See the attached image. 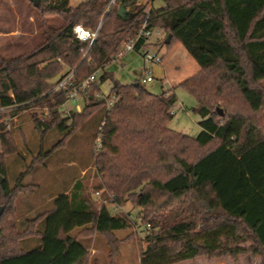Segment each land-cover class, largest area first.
I'll use <instances>...</instances> for the list:
<instances>
[{"label": "trees", "instance_id": "obj_1", "mask_svg": "<svg viewBox=\"0 0 264 264\" xmlns=\"http://www.w3.org/2000/svg\"><path fill=\"white\" fill-rule=\"evenodd\" d=\"M111 1L76 7L70 0L32 2L43 37L15 44L23 47L15 56L0 52V106H9L0 120L29 112L40 135L38 155L27 163L14 130L2 132L0 121V264H88L89 246L73 233L78 228L106 236L116 264L115 233L134 220L123 213L128 202L140 208L146 231L140 264L198 256L237 260L243 253L259 255L264 264V0H161L151 13L150 25L164 30V43L171 34L166 45L180 42L200 68L180 82L196 97L202 118L200 133L192 137L169 127L173 91L154 93L139 79L125 84L105 71L146 16L139 0H117L107 10ZM77 24L100 26L90 48L75 35ZM67 69L78 82L103 73L82 93L83 109L63 116L68 97L53 87ZM107 78V95L119 96L110 110L97 96ZM44 108L48 113L40 117ZM53 130L62 138L45 151ZM84 132L94 143L95 187L122 209L112 214L106 204L95 207L77 180L19 224V194L40 186L25 179Z\"/></svg>", "mask_w": 264, "mask_h": 264}, {"label": "rangeland", "instance_id": "obj_2", "mask_svg": "<svg viewBox=\"0 0 264 264\" xmlns=\"http://www.w3.org/2000/svg\"><path fill=\"white\" fill-rule=\"evenodd\" d=\"M86 1L70 0V5L76 7ZM161 4V0H155L156 8H160ZM117 5L120 8L119 2ZM55 20L56 18L51 19L50 22ZM40 25L38 9L31 0H0V52H7V55L12 57L23 51V47L19 46L33 36L40 40L43 37ZM165 38L166 34L163 32L150 39L151 50L158 52L164 58L162 64L146 62L137 51H129L111 61L105 71L125 84L134 83L140 73L146 75L147 71H150L148 75L153 77V81L145 85L149 90L154 93L171 90L176 95V103L173 106L174 115L169 122V127L191 137L197 136L201 131L199 122L202 119L196 109L198 101L192 93L180 85V82L198 72L200 68L197 61L180 42L167 46L164 43ZM17 43L19 46L15 48ZM102 73L103 70L98 71V77ZM111 86V78L104 80L101 84L102 93L108 94ZM74 104L69 101L64 107L72 108ZM38 112L41 113L40 110ZM39 116L42 117L41 114ZM260 120L264 126V112L260 114ZM13 133L16 136V142L27 157V163L31 162L38 155L40 135L29 112L20 114ZM61 138L62 134L58 131H50L44 150L50 149ZM93 144L90 135L84 132L71 138L66 146L65 144L59 146L52 155L43 160L45 165H38L40 167H37L24 182L26 185L32 184L33 180L39 182V190L19 194L16 202L17 221L34 216L39 207L48 202L54 193L64 188H71L77 180L83 182L84 194L90 198L95 207L99 208L102 204H106L112 214H117L118 210L115 209L112 200L105 198L103 189L95 187L99 178L96 175L92 156ZM22 170H25V167ZM123 211V213H129L134 220H131L127 228L115 233L120 250L116 264H140L146 235L145 227L139 217L140 208L128 202L123 206ZM19 224H21L20 221ZM22 228L24 229V226ZM73 233L82 237L89 246L88 264H111V247L106 236L100 233L89 235L90 231L83 228L75 229ZM233 262L261 264L262 258L252 253H243L237 260L229 255L211 259L207 256H198L176 264H233Z\"/></svg>", "mask_w": 264, "mask_h": 264}, {"label": "built area", "instance_id": "obj_3", "mask_svg": "<svg viewBox=\"0 0 264 264\" xmlns=\"http://www.w3.org/2000/svg\"><path fill=\"white\" fill-rule=\"evenodd\" d=\"M116 2L117 0H112L107 10H109L111 6ZM137 4L144 6V12L146 15L145 19L138 28L134 38H131L124 43V46L119 54V57H121L122 55H124L126 52L129 51H137L143 56L146 62L162 64L164 60L163 56L158 52L152 51L151 45L149 44V42H151L150 39L154 35H161L164 32L163 29L150 25V15L156 8L155 0H139ZM99 30H100V26H98L95 30H92L86 28L82 24H77L73 28V31L77 36V38L80 39L82 42H85L87 44V48H90L94 44V42L98 37ZM143 39L146 41L141 45H138ZM81 50H84V48H82ZM149 72L150 71H147L146 75L143 74L140 75L139 82L141 84L146 85L148 82L153 81V77L151 75H148ZM98 80L99 79L97 73H92L82 81L78 82L75 78L74 70L73 69L66 70L64 75L55 83L53 87L54 91H58V92L61 91L66 94V96L68 97L67 102L71 101L75 103L74 107L72 108L63 107V116H70L72 111L82 110L81 104L84 102L82 93ZM97 96L99 98H105L107 110H110L115 104V102L119 99V96L115 93L107 95L101 92L97 94ZM11 107H13V105ZM8 108L9 106H0V111H5ZM47 113H48L47 109L44 108L41 111V116L42 117L46 116ZM18 120H19L18 113L7 114L2 120H0L5 125L2 132L13 131L18 123ZM95 146H100V137L97 139ZM115 209L118 210L119 212L122 208L116 206Z\"/></svg>", "mask_w": 264, "mask_h": 264}, {"label": "water", "instance_id": "obj_4", "mask_svg": "<svg viewBox=\"0 0 264 264\" xmlns=\"http://www.w3.org/2000/svg\"><path fill=\"white\" fill-rule=\"evenodd\" d=\"M31 1H32L33 3H35V4H37V3H39L41 0H31ZM125 12H126V9H125L123 6H121L120 9H119V14H120V15H123ZM171 37H172V35L169 34L168 37H167V39H166V41H165L166 44H168V43L170 42ZM223 113H224V111H222V110L220 109V115L223 116ZM2 179H3V176L0 175V181H1Z\"/></svg>", "mask_w": 264, "mask_h": 264}, {"label": "crops", "instance_id": "obj_5", "mask_svg": "<svg viewBox=\"0 0 264 264\" xmlns=\"http://www.w3.org/2000/svg\"><path fill=\"white\" fill-rule=\"evenodd\" d=\"M140 75H142V74L140 73V74L138 75V78H137L136 80L139 79ZM83 106H84V102L81 104V109H83ZM233 264H235V263L233 262Z\"/></svg>", "mask_w": 264, "mask_h": 264}]
</instances>
